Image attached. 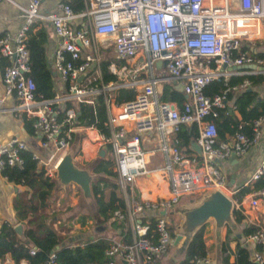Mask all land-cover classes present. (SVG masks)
Segmentation results:
<instances>
[{
  "label": "built area",
  "instance_id": "2783aa9c",
  "mask_svg": "<svg viewBox=\"0 0 264 264\" xmlns=\"http://www.w3.org/2000/svg\"><path fill=\"white\" fill-rule=\"evenodd\" d=\"M41 1L28 0L21 7L18 29L12 36L7 31L0 35V55L6 60L0 73V106L5 96L16 101L12 108L31 119L33 131L40 135V146L53 149L46 161L34 151H30L31 157L43 163L51 160L54 169L73 141L75 131L85 127L78 124L76 104H92L93 96L101 93L103 123L108 129V134H101V138L112 159L132 232L128 242L109 240L104 253L109 257L108 264H119V258L124 264H158L157 258L173 240L166 213L179 196L210 189L224 193L225 178L219 162L240 155L258 136L257 127L264 113L252 121L250 138L236 131L230 139L218 140L213 119L218 109L225 106L230 91L249 84L244 77L230 82V76L257 72L232 67L262 61L241 50L240 43L258 33L259 20L264 17V0H236L234 8L228 0H82L84 6L80 11H73L69 0H59L57 10L40 12ZM37 19L48 21L58 38L50 68L61 87L49 98H35L34 82L28 74L24 39ZM107 46L115 58L124 62H110L109 71L117 80L103 83L98 51ZM190 56L215 58L219 67L195 69ZM157 61L158 70L154 69ZM165 78L181 84L185 96L181 106L173 100L158 98L157 87ZM212 80L219 81L221 87L207 94L204 87ZM122 86L133 87L134 96L115 104L107 91ZM190 123L196 126V155L169 145L164 137L166 132ZM145 131H154L159 137L158 148L166 157L161 168L168 196L142 201L134 194L133 181L147 172L140 146V136ZM21 150L28 147L17 137L0 141V169L21 163ZM249 179H260L264 191V151ZM255 203L256 198L252 197L249 204ZM151 209L154 215L143 214ZM112 215L123 218L119 209L113 210ZM247 238L254 243L264 241L263 232L258 229ZM251 258L264 264L258 250L252 251ZM199 261L206 262L205 258ZM42 264H54L52 250Z\"/></svg>",
  "mask_w": 264,
  "mask_h": 264
},
{
  "label": "crops",
  "instance_id": "0c3cea01",
  "mask_svg": "<svg viewBox=\"0 0 264 264\" xmlns=\"http://www.w3.org/2000/svg\"><path fill=\"white\" fill-rule=\"evenodd\" d=\"M27 1L28 0H0V34L7 31L10 36H12L16 29H18L22 22L21 7L24 6ZM58 2L59 0H42L38 9L40 12L57 10ZM33 23L35 24L32 29H35L37 26H42L46 33V39L43 45L44 57L51 72V80L54 93L58 88L61 87L57 79V75L50 68L53 51L57 45L58 38L54 35L51 25L48 21L44 19H37L34 20ZM258 30L259 31L256 34L254 40H245L241 41L240 43V46L245 47L246 52H249L253 55H255L253 52L264 53V27H262V25H259ZM257 57L261 58L262 61L260 63L251 62L236 65L232 68L240 71L255 69L257 71V74H261L264 77V56ZM191 58L195 69L198 70L207 71L219 67V63L215 58L203 56H192ZM259 68H263V70L260 71ZM1 69L2 68L0 67V73ZM156 69L158 70L159 66H156ZM242 75H244V73L234 75V77ZM163 81H170V83L175 86L171 78H165L163 79ZM244 88L253 89L256 92L258 99H264V78L261 82L252 85H250L249 83ZM240 90H232L228 93L231 95V97L226 98L225 106L230 108L233 107V98ZM0 95H2L1 81ZM15 102L16 101L9 96H5L1 102L0 141H4L12 136L17 137L18 139L24 141V143L28 147L29 152H36L38 154V157L41 158L42 161H46V157L49 156V154L53 151L52 147L46 148L40 146V135L39 133L33 131L31 124L30 126L32 131L28 132L26 130L22 118L23 112L14 110L12 108ZM25 117L28 116L25 115ZM257 128V138H255V140L248 145L243 153L238 156H228L219 162V167L225 178L224 193L230 198L232 208L239 209L244 216L239 223H236L232 219L234 222L233 226L223 225L218 234L215 233L214 222L211 218L204 222L203 238L206 247L205 264H226L227 262H231L234 258V254L232 252L237 243L246 246L249 250L250 260L257 264H260L256 260L251 258V253L252 251L257 250L256 244L258 243H254L248 240V235L245 236L242 232V229L244 226L252 224L253 226H256L258 230H261L264 235V191H262V186L252 188L249 192L244 193L238 201L233 198V194L241 186L247 185L253 187L254 183L260 180H251L249 179V176L258 165L264 151V119L259 122ZM101 134L102 133L98 132L96 128L85 126L83 128L77 129L72 136L73 140L76 139L77 142L74 153H72V158L75 157V162L74 159L73 162L78 167L81 166L86 168L90 174L93 173L94 175H96V178L93 181L91 176L89 182L91 197H85L82 194L80 187L75 183L70 182L67 184H62L58 182L55 177L53 183L52 181L48 182L43 179V174H38L37 171L39 170V167H45L49 163L51 165V160L43 163L42 161H38L35 159L36 171L31 177L26 178L23 183H14L12 181H9L6 176H4L0 172V224L6 222L8 224H11L12 227H14L15 224H20V232H17V234L21 235V232L25 225L20 219L16 218L17 208L15 207V203L17 205L19 199L25 200L29 197L31 189L28 187V182L33 181L38 185V188H36L37 190H35L34 192L37 208L38 210L42 209L49 217L51 227L58 234L59 246L81 244L86 240L95 239L101 236L104 237L107 242H109V240L111 239H119L122 242L130 241L132 232L129 227L128 219L126 218V214H124V207L123 209H120V211L123 212L122 219L114 218L112 215V211L108 219L101 220V217L97 213V208L93 199V195L91 193V186L98 182L99 179H102L104 180V183L103 181L99 182L100 189H102V198L104 200H107L110 190L112 189V186L109 187L108 184H111L116 186V192L119 194V197H121L123 201L121 191L115 181V176L108 175L104 171L94 172L92 170L96 162L100 158H104V156L109 157L111 163L110 166L113 170L112 159L108 154L107 145L103 143ZM232 135L233 134L226 135V138L222 140L230 139ZM173 136L174 132L171 131L164 134L165 140L169 145H172ZM193 141L194 140H192L190 144V152L184 150L185 153H193L195 155L198 153L196 147L193 145ZM158 143L159 137L154 131H145L140 136V146L142 148V151L144 152L147 172L144 175L134 179L133 191L135 196L142 201L168 196L166 176L161 168L166 160V157L159 150ZM99 147L101 149H99L96 156L93 157L95 151ZM80 151L82 153H80ZM100 151H102V154L99 153ZM42 170L44 169L42 168ZM108 178H113V180L111 181ZM56 183L59 184V186L75 185L80 189L81 195L76 196L74 195V193L70 195L59 193L58 195H55V197H52L51 194H55L53 186ZM203 193L204 192L200 191L199 196H201ZM192 195L194 194L190 192L179 196L178 201L174 206H176L179 202H181L183 205H179L180 207L178 208V210H176L177 213L180 208L191 205L198 201L193 199ZM252 197L256 198V203L254 205L249 204V200ZM184 203L186 205H184ZM88 210H91V212L95 214L97 222L98 224H102L101 226H98V224L93 225L90 223L91 220H86ZM143 214H149L151 216L155 213L151 209L144 210ZM172 215L173 213L171 212V210L166 213L167 223L169 217H171ZM168 227L171 237H173L174 240V236L178 233L179 228L169 225ZM225 238L228 248L231 252L227 257V261L223 260L222 254L220 253V246ZM173 240L167 246L165 251L157 258L158 264H178V261L182 257L183 249L185 247L181 245V240H178L175 243L173 242ZM260 244L263 246L264 241ZM261 254L264 257L263 252H261ZM1 261L3 262V264H14L8 254H5ZM117 261L119 264H124V262L120 258ZM17 264H25V260L21 259Z\"/></svg>",
  "mask_w": 264,
  "mask_h": 264
},
{
  "label": "trees",
  "instance_id": "16d2710c",
  "mask_svg": "<svg viewBox=\"0 0 264 264\" xmlns=\"http://www.w3.org/2000/svg\"><path fill=\"white\" fill-rule=\"evenodd\" d=\"M69 5L73 11L83 9L82 0H69ZM35 23H32L26 32L24 39L25 47L28 52V74L34 82L35 98H49L53 95V87L51 80V72L44 57V42L46 33L42 26H37L32 29ZM1 35V34H0ZM109 48L99 51H105ZM241 50L245 51V47L240 46ZM256 56H264L262 52H253ZM6 62L5 58L0 55V67ZM114 62L117 65L123 63L121 59L114 56L103 57L99 61L100 77L103 83L117 80L114 73L109 71V63ZM164 74V73H163ZM248 79L250 85L257 84L263 80L261 74H246L238 77L230 76V82L240 81L242 78ZM159 87V88H158ZM157 87L159 99L173 100L177 106H181L185 96L182 91L177 90L170 81H161ZM221 83L215 80L210 81L204 87V92L211 94L220 89ZM135 90L133 87H118L107 91V94L113 99L115 104L133 98ZM231 97L230 94L227 96ZM77 121L86 127H94L103 135L108 134V129L103 123L104 103L103 96L98 93L93 96V103L78 102L76 104ZM264 113V99H258L256 92L253 89L244 88L240 90L233 98V107L224 106L218 109V114L213 121L216 127V138L222 140L226 135L234 134L236 131L242 132L246 137H251L252 121ZM24 126L28 132H31V119L22 114ZM74 135V134H73ZM196 135V126L194 123L181 124L174 131L173 142L181 150L190 152L191 141ZM177 140V141H175ZM183 148V149H182ZM187 148V149H186ZM184 151V152H185ZM22 161L19 164L5 165L0 172L6 176L9 181L14 183H23L26 178L31 177L36 171V161L31 157L28 150L20 151ZM109 157L100 158L95 166L94 172L104 171L108 175L115 176V172L111 169ZM104 180L99 179L98 182L91 186V193L97 208V213L101 220H106L111 212L115 209H123L124 204L116 192L115 185L112 186L107 200L102 198V189L99 182ZM263 182L258 180L254 186H241L234 194L233 198L236 201L240 200L244 193L249 192L252 188L261 187ZM104 185V184H103ZM28 187L31 189L30 195L25 200H18L15 203L16 218L20 219L25 227L21 235L13 229L11 224L3 222L0 224V260L5 254H8L14 264L19 260L24 259L25 264H42L48 253L54 252V264H108L109 257L104 253L108 242L104 237H98L91 240H86L81 244L61 245L59 246V237L55 230L51 227L49 217L41 209L38 210L35 198V190L38 185L30 181ZM43 207V206H42ZM232 219L239 223L243 218V214L237 208L231 210ZM257 229L256 226L248 224L243 227L242 232L245 236L249 235ZM204 225L198 227L192 234L189 241L183 249V254L178 264H204L199 260L205 258L206 247L204 244ZM33 249L30 253L29 250ZM256 249L263 252L264 245L256 244ZM220 253L223 260L227 261L230 249L228 248L226 238L221 243ZM234 258L226 264H257L250 260L249 250L246 246L237 243L232 252Z\"/></svg>",
  "mask_w": 264,
  "mask_h": 264
},
{
  "label": "water",
  "instance_id": "95a60500",
  "mask_svg": "<svg viewBox=\"0 0 264 264\" xmlns=\"http://www.w3.org/2000/svg\"><path fill=\"white\" fill-rule=\"evenodd\" d=\"M156 66L160 65V61H157ZM263 70V68H259ZM174 83V87L181 90V84L175 83L174 79H171ZM249 89V88H247ZM193 145L198 151L197 145L193 141ZM102 154V151L99 152ZM55 178L62 184L75 183L77 184L82 194L85 197H91L89 182L91 174L86 168L78 167L72 158V153L66 151L58 160L55 165ZM232 203L230 198L217 189H210L205 191L200 199L191 205L182 207L178 213L182 216V220L179 224V231L174 236L173 242L181 240V245L186 246V243L191 238L194 231L204 224L209 218L214 222L215 233L218 234L223 225L233 226L234 222L231 217ZM14 230L20 232V224L14 225Z\"/></svg>",
  "mask_w": 264,
  "mask_h": 264
},
{
  "label": "rangeland",
  "instance_id": "374dc122",
  "mask_svg": "<svg viewBox=\"0 0 264 264\" xmlns=\"http://www.w3.org/2000/svg\"><path fill=\"white\" fill-rule=\"evenodd\" d=\"M228 3H229V5L232 8H234L235 7V4H236V0H228ZM259 25H262V27H264V17L261 20H259ZM251 40H254V38H252ZM243 41H245V40H243ZM106 48H109V49L108 50H105V51H98L99 59H102L103 57H111V56H113L112 51L110 49V46H107V47L102 48V49H106ZM155 68L156 67L154 66V69ZM125 74H127V72H125ZM113 108L114 107H112L111 109H113ZM76 145H77V142H76V139H75V140H73L71 142L70 146L67 148L66 151H69L71 153H74V150L76 148ZM99 149H101V148L99 147L95 151L93 157L96 156V154H97V152H98ZM80 153H82V152L80 151ZM73 159H74V162H75V157ZM50 167L51 166H50V163H49L47 166L42 167L44 170H42V168L39 167V170L37 172H38V174H43V179H45L48 182H51L52 181V183H53L54 177H55V170L54 169L52 170ZM79 167H81V166H79ZM81 168H84V167H81ZM91 176H92V181H93L96 178V175H94L93 173H91ZM108 179H110L111 181L113 180V178H108ZM53 187H54L53 189L55 190V194L52 193L51 194L52 197H55V195H58L59 193L67 194V195H70V194L74 193V195H76V196L81 195L80 189L77 186H75V185L74 186H71V185H68V186H59V184L56 183ZM192 194H194L192 196H193V199H195L196 201L199 200V198L201 197V196H199V194H200V191L199 190L192 191ZM179 205H183V204L181 202H179L176 206H174L171 209V212L173 213V215L171 217H169V220H168V225L169 226H174V227H178L179 228V224H180V222L182 220V216L179 215L177 213V211H176L180 207ZM184 205H186V204L184 203ZM88 219L91 220V222H90L91 224H93V225L98 224L97 219H96V216H95L94 213L91 212V210H88V215L86 216V220H88ZM99 225L101 226L102 224H98V226Z\"/></svg>",
  "mask_w": 264,
  "mask_h": 264
},
{
  "label": "bare ground",
  "instance_id": "6f19581e",
  "mask_svg": "<svg viewBox=\"0 0 264 264\" xmlns=\"http://www.w3.org/2000/svg\"><path fill=\"white\" fill-rule=\"evenodd\" d=\"M192 56H190V58H191ZM191 60H192V58H191Z\"/></svg>",
  "mask_w": 264,
  "mask_h": 264
}]
</instances>
